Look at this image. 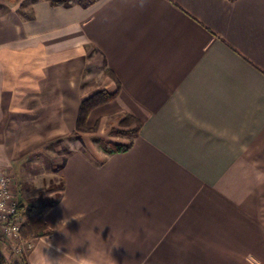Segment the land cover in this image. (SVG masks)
Returning a JSON list of instances; mask_svg holds the SVG:
<instances>
[{"label": "crops", "instance_id": "obj_1", "mask_svg": "<svg viewBox=\"0 0 264 264\" xmlns=\"http://www.w3.org/2000/svg\"><path fill=\"white\" fill-rule=\"evenodd\" d=\"M27 3L0 12V167L38 134L69 147L29 263L49 239L61 264L100 249L112 264H264V0ZM101 90L117 94L89 115L99 140L76 135ZM125 115L140 132L109 153Z\"/></svg>", "mask_w": 264, "mask_h": 264}, {"label": "rangeland", "instance_id": "obj_2", "mask_svg": "<svg viewBox=\"0 0 264 264\" xmlns=\"http://www.w3.org/2000/svg\"><path fill=\"white\" fill-rule=\"evenodd\" d=\"M27 1L28 0H0V12L6 10L8 6H16L18 3L19 6H23L25 2L29 6ZM28 9L30 10V8ZM29 10H27V12H29ZM118 122L114 124L111 123L108 129L109 132L114 126L116 127L119 125ZM99 124L100 121H97L94 126L90 127L91 130L82 133L89 132L91 133L90 135L94 134V140H99L100 137L97 135ZM49 129L48 126L41 125V127H35L34 130L35 132L45 134ZM74 135L75 134H73V137ZM105 135L106 138H104L107 140L120 137L111 134V136L115 138H109L107 132H105ZM34 137L32 141L19 143L24 147V150H21V155L12 163L13 168H2L11 171L17 182H20L22 186V200L24 202L41 204L57 199L62 193L63 180L59 176L58 171L65 160V152L68 151L69 147L64 146V138L60 135L59 137L54 136L55 138L46 141H42V135L39 136L38 134V136L36 135ZM119 140H121V138H119ZM31 249L21 254L26 255ZM21 254H19V257Z\"/></svg>", "mask_w": 264, "mask_h": 264}, {"label": "trees", "instance_id": "obj_3", "mask_svg": "<svg viewBox=\"0 0 264 264\" xmlns=\"http://www.w3.org/2000/svg\"><path fill=\"white\" fill-rule=\"evenodd\" d=\"M55 4H70L75 0H52ZM92 3L95 0H86ZM117 92L109 93L107 90L98 91L91 96L85 98L79 108L77 126L75 134L91 130L88 127V120L91 111L110 100H112ZM119 125L114 126L110 134L114 136L125 137V140L108 139L106 141V149L109 153L125 152L131 149L135 138L140 132L141 122L132 115H125L119 119ZM63 188V187H62ZM61 196V195H60ZM60 196L52 201L41 204L21 202L18 208L17 216L24 218L22 224V233L25 237H37L49 234L51 229L47 224L45 217L47 213L58 202ZM0 264H30L27 255L21 254L15 261H9L5 255L2 242L0 239Z\"/></svg>", "mask_w": 264, "mask_h": 264}, {"label": "built area", "instance_id": "obj_4", "mask_svg": "<svg viewBox=\"0 0 264 264\" xmlns=\"http://www.w3.org/2000/svg\"><path fill=\"white\" fill-rule=\"evenodd\" d=\"M18 182L11 171L0 167V234L3 249L15 253L27 252L35 245L36 237H24V218L17 216L21 203Z\"/></svg>", "mask_w": 264, "mask_h": 264}, {"label": "clouds", "instance_id": "obj_5", "mask_svg": "<svg viewBox=\"0 0 264 264\" xmlns=\"http://www.w3.org/2000/svg\"><path fill=\"white\" fill-rule=\"evenodd\" d=\"M114 246H118V245L114 244L111 247V250ZM45 247H51V243L49 239L43 242L42 246H37L34 252V259L32 260V264H61V259L52 260L47 255L44 254L42 249ZM112 261H115L112 258V255H111V259H109L108 253L105 252L103 249H100V250H90L88 258L82 259L80 261V264H112Z\"/></svg>", "mask_w": 264, "mask_h": 264}]
</instances>
